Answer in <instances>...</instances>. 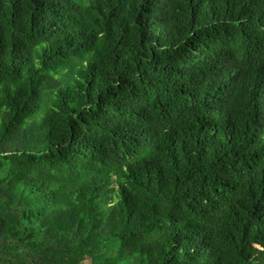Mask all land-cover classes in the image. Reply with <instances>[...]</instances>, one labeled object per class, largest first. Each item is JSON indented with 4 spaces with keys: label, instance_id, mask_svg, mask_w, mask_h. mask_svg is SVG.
Masks as SVG:
<instances>
[{
    "label": "trees",
    "instance_id": "16d2710c",
    "mask_svg": "<svg viewBox=\"0 0 264 264\" xmlns=\"http://www.w3.org/2000/svg\"><path fill=\"white\" fill-rule=\"evenodd\" d=\"M0 264H264V0H0Z\"/></svg>",
    "mask_w": 264,
    "mask_h": 264
}]
</instances>
